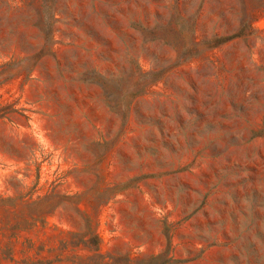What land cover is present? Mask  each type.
I'll return each mask as SVG.
<instances>
[{"label":"rangeland","instance_id":"obj_1","mask_svg":"<svg viewBox=\"0 0 264 264\" xmlns=\"http://www.w3.org/2000/svg\"><path fill=\"white\" fill-rule=\"evenodd\" d=\"M0 264H264V0H0Z\"/></svg>","mask_w":264,"mask_h":264},{"label":"trees","instance_id":"obj_2","mask_svg":"<svg viewBox=\"0 0 264 264\" xmlns=\"http://www.w3.org/2000/svg\"><path fill=\"white\" fill-rule=\"evenodd\" d=\"M85 237L86 236H84V238L82 237V244H74L73 247H80L82 245L84 250L92 251L95 255H98V258L105 259L102 255H100L101 239L99 236L94 234L90 236L88 240H85Z\"/></svg>","mask_w":264,"mask_h":264}]
</instances>
